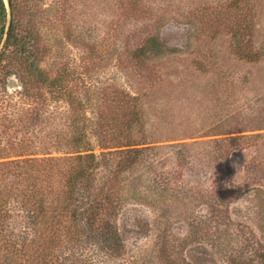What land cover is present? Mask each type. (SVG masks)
Here are the masks:
<instances>
[{"label": "rangeland", "instance_id": "1", "mask_svg": "<svg viewBox=\"0 0 264 264\" xmlns=\"http://www.w3.org/2000/svg\"><path fill=\"white\" fill-rule=\"evenodd\" d=\"M3 3L0 157L70 151L67 93L86 105V136L98 154L112 135L100 115L114 91L138 97L135 141L156 148L152 168L114 183L120 257L89 245L76 263L264 264V0ZM13 20L32 43L27 57L5 50ZM236 26L257 62L236 54ZM150 37L163 50L139 64L133 53ZM33 64L67 93L40 84ZM29 87L43 90L28 97ZM15 252L17 264L28 262L25 248ZM56 254L61 263L68 256ZM3 256L2 248L0 264Z\"/></svg>", "mask_w": 264, "mask_h": 264}, {"label": "trees", "instance_id": "2", "mask_svg": "<svg viewBox=\"0 0 264 264\" xmlns=\"http://www.w3.org/2000/svg\"><path fill=\"white\" fill-rule=\"evenodd\" d=\"M9 2L12 7V0ZM0 6L5 11L3 0ZM232 30L239 58L257 62L259 54L252 53L251 44L242 40L246 38V29L236 26ZM4 31L3 26L0 44ZM6 36L5 50L27 57L32 43L19 31L14 20ZM162 47L158 37H150L134 51L133 58L141 64L148 54L161 52ZM30 72L43 86L57 87V92H64L56 86L58 80H50L35 64L31 65ZM31 88L25 94L28 97L43 90ZM66 95L72 107L70 129L65 136V145L70 151L59 152L61 156L30 152L0 157V249H4L5 256L1 257L4 264H17L14 261L17 256L10 257L20 247L26 249L23 254L29 257L25 264H77L76 253L89 245L116 257L124 250L115 222L121 200L114 183L128 170L141 165L152 168L156 151L155 147H145L135 141L134 126L142 120L138 97L124 91L111 94L112 105L103 108L100 115L106 133L112 134L107 135L111 136V144L105 142L102 149L108 152L102 150L98 154L86 136L91 130L85 119L86 105L72 94ZM101 171L104 178L99 176ZM22 221L24 226L18 229ZM56 249L61 255L67 253L65 262L61 263Z\"/></svg>", "mask_w": 264, "mask_h": 264}, {"label": "clouds", "instance_id": "3", "mask_svg": "<svg viewBox=\"0 0 264 264\" xmlns=\"http://www.w3.org/2000/svg\"><path fill=\"white\" fill-rule=\"evenodd\" d=\"M237 175H238V174H237ZM237 175H236L235 178H234L233 184H237V186H238V182H237V180H236Z\"/></svg>", "mask_w": 264, "mask_h": 264}]
</instances>
